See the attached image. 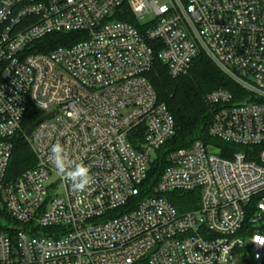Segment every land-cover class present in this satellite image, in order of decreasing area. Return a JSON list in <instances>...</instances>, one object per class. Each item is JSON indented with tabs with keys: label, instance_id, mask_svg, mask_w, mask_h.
Segmentation results:
<instances>
[{
	"label": "built area",
	"instance_id": "built-area-1",
	"mask_svg": "<svg viewBox=\"0 0 264 264\" xmlns=\"http://www.w3.org/2000/svg\"><path fill=\"white\" fill-rule=\"evenodd\" d=\"M200 56L236 87L205 97L207 135L227 147L163 149L174 120L146 75L157 60L183 76ZM30 108L51 117L24 133L35 163L11 178ZM57 142L90 166L85 193L57 176ZM193 191V210L169 202ZM256 236L264 0H0V264H264Z\"/></svg>",
	"mask_w": 264,
	"mask_h": 264
},
{
	"label": "trees",
	"instance_id": "trees-1",
	"mask_svg": "<svg viewBox=\"0 0 264 264\" xmlns=\"http://www.w3.org/2000/svg\"><path fill=\"white\" fill-rule=\"evenodd\" d=\"M63 37V35H54L47 40L52 47H55L62 45ZM69 39H72L71 43H76L81 40V36L70 34ZM146 78L156 94L157 101L166 107L174 120V135L163 149L173 151L187 148L195 141L227 147L226 144L212 140L207 135L212 120V109L205 102V97L216 89L234 91L236 87L208 59L203 56L196 58L189 71L176 78L170 77L165 65L156 60ZM39 116L35 109L30 108L23 120L22 132L13 140L8 167V175L11 178L18 177L35 163L24 133ZM162 167V165L157 166L154 173L159 172ZM197 194V191L173 193L169 202L179 212L193 210L197 208Z\"/></svg>",
	"mask_w": 264,
	"mask_h": 264
},
{
	"label": "clouds",
	"instance_id": "clouds-1",
	"mask_svg": "<svg viewBox=\"0 0 264 264\" xmlns=\"http://www.w3.org/2000/svg\"><path fill=\"white\" fill-rule=\"evenodd\" d=\"M71 115L72 113H69V116ZM49 159L54 164L57 176L70 181L74 192L85 193L94 182V178L90 174V166L70 159L65 147L59 142L52 145ZM79 202L82 203L83 200ZM253 241L264 245V237L256 236Z\"/></svg>",
	"mask_w": 264,
	"mask_h": 264
},
{
	"label": "water",
	"instance_id": "water-1",
	"mask_svg": "<svg viewBox=\"0 0 264 264\" xmlns=\"http://www.w3.org/2000/svg\"><path fill=\"white\" fill-rule=\"evenodd\" d=\"M50 117H51V115H47V116H43V117H41L36 123H34L32 126H30L29 128L26 129L25 134H26L27 136H29V135L31 134L33 128H34L39 122H41V121H43V120H46V119H49ZM209 150L212 151V152H214L212 149H209Z\"/></svg>",
	"mask_w": 264,
	"mask_h": 264
},
{
	"label": "rangeland",
	"instance_id": "rangeland-1",
	"mask_svg": "<svg viewBox=\"0 0 264 264\" xmlns=\"http://www.w3.org/2000/svg\"><path fill=\"white\" fill-rule=\"evenodd\" d=\"M215 143H217V142H215Z\"/></svg>",
	"mask_w": 264,
	"mask_h": 264
}]
</instances>
